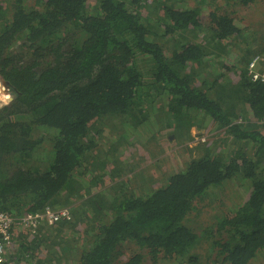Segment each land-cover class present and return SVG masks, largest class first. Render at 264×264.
<instances>
[{
  "label": "trees",
  "instance_id": "trees-1",
  "mask_svg": "<svg viewBox=\"0 0 264 264\" xmlns=\"http://www.w3.org/2000/svg\"><path fill=\"white\" fill-rule=\"evenodd\" d=\"M189 1L0 0V211L72 213L15 229L14 264H264L260 0ZM163 139L190 159L154 181Z\"/></svg>",
  "mask_w": 264,
  "mask_h": 264
},
{
  "label": "rangeland",
  "instance_id": "rangeland-1",
  "mask_svg": "<svg viewBox=\"0 0 264 264\" xmlns=\"http://www.w3.org/2000/svg\"><path fill=\"white\" fill-rule=\"evenodd\" d=\"M29 3L30 2H34L35 0H28ZM260 2V3H259ZM258 2V4L256 6H259L255 10V15L251 18L252 21H247V24H251L252 22H254L255 24L257 23L258 26L257 27H260L261 30H263V37H264V0H260ZM221 5L224 7V9H227V10H234L237 6H234L233 7H230V6H227L224 4V2L221 0L220 1ZM195 2L193 0L189 1V6L190 7H195ZM261 7V8H260ZM238 8V7H237ZM256 8V7H255ZM246 15H249V11H246L245 10V7L243 8ZM238 10H241V8H238ZM201 11L203 12V20L205 23L208 22V18H209V15L212 11V8L209 7V6H206L204 7L203 9H201ZM242 14V13H241ZM239 14V16L241 15ZM243 15V14H242ZM256 27V28H257ZM225 62L227 63L228 60L226 59ZM255 70L257 71V73L261 74V75H264V66L261 67V65H257ZM8 96L5 95L1 90H0V106H3L5 104L4 100L7 98ZM7 103V102H6ZM200 133L198 134V131L193 128L191 130V133H193L192 135L194 136V139L196 137V139L194 141L191 142V146H195L197 145L198 143V139H201V138H197L198 136H201L203 137V135L205 134V131H199ZM202 132V133H201ZM214 133V132H213ZM218 135L216 136H213L212 139L214 137H217ZM210 137V136H209ZM205 138V142H207L210 138ZM164 138V137H163ZM170 138V137H169ZM133 139V138H132ZM138 139V137H137ZM165 139V138H164ZM162 141V148H163V155H161V160L159 161H156L154 160L155 162H147V164L145 165V173H147L148 175L147 176H150L154 181L156 180H159L161 179L162 177H164L168 172L171 173V172H174V171H177L178 169H182L184 168V162L188 159H190V153L189 152H186V147L184 146L185 144H187V142L185 141L183 144H179L176 139H173L172 141H167V140H164ZM178 141H180L181 139L178 138L177 139ZM134 141V139H133ZM191 148V147H190ZM195 154H197V152L194 151ZM150 163V164H149ZM129 177V175H126V177H123L121 179H125ZM132 183L135 184L136 183V180L132 179ZM143 182H139V185H142ZM226 193L233 197V191L232 189H227L226 190ZM232 199L226 197V198H222V201H217L215 202L214 204H212V206H210L211 208H205V210H203L204 214L202 217H204L203 219H209L211 218L212 216H214L215 214H217V212H221V213H227L228 211V207L231 206V201ZM210 199L208 200H205V202L202 203V206H206L207 205V202H209ZM12 258V256H11ZM144 264H152L150 259H146L145 263ZM162 264H165V263H162Z\"/></svg>",
  "mask_w": 264,
  "mask_h": 264
},
{
  "label": "built area",
  "instance_id": "built-area-1",
  "mask_svg": "<svg viewBox=\"0 0 264 264\" xmlns=\"http://www.w3.org/2000/svg\"><path fill=\"white\" fill-rule=\"evenodd\" d=\"M257 66V61H253L250 66L252 72H254ZM254 79L262 78V76L254 72ZM8 103V97L4 102ZM5 102L4 105L7 103ZM3 105V106H4ZM264 122V119L262 120ZM203 142L205 141L204 136L201 137ZM72 218V213L68 208H62L54 210L47 207L44 211L35 214L27 213L21 217H13L8 213L0 211V264H14L10 259L13 252L10 247L13 243L14 230L17 228H25L31 234L37 233V229L43 223L50 221L52 223L59 222L60 220Z\"/></svg>",
  "mask_w": 264,
  "mask_h": 264
},
{
  "label": "water",
  "instance_id": "water-1",
  "mask_svg": "<svg viewBox=\"0 0 264 264\" xmlns=\"http://www.w3.org/2000/svg\"><path fill=\"white\" fill-rule=\"evenodd\" d=\"M0 90L5 94V95H7V96H9V98H8V103L7 104H9V103H11L12 102V100L15 98V96H16V92H15V90L13 89V87H11V85L7 82V81H5V79L2 77V76H0ZM6 104V105H7ZM200 132L198 131V134H199ZM202 133V132H201Z\"/></svg>",
  "mask_w": 264,
  "mask_h": 264
}]
</instances>
